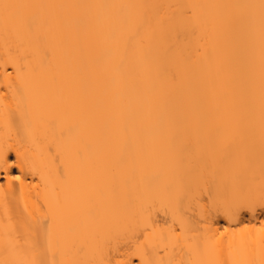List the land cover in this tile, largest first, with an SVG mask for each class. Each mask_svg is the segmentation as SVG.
<instances>
[{"label": "bare ground", "instance_id": "bare-ground-1", "mask_svg": "<svg viewBox=\"0 0 264 264\" xmlns=\"http://www.w3.org/2000/svg\"><path fill=\"white\" fill-rule=\"evenodd\" d=\"M262 211L264 0H0V264H264Z\"/></svg>", "mask_w": 264, "mask_h": 264}, {"label": "rangeland", "instance_id": "rangeland-1", "mask_svg": "<svg viewBox=\"0 0 264 264\" xmlns=\"http://www.w3.org/2000/svg\"><path fill=\"white\" fill-rule=\"evenodd\" d=\"M175 181H176L175 184L181 190H179L178 198L175 197L176 195H174L166 204L167 211H168L169 215L171 216L170 218L168 216L166 226L170 227L171 229H174L175 233H180V232H182V229L179 226V224L177 223V221L174 219V216L177 213H181L182 215H185V216L190 215V216L194 217L195 215H197V209L195 208V205H194V203H195L194 202L195 200H193L194 198L192 199V196H190V194L188 193V189H187L186 185H184V182L181 180V178H176ZM262 212H261V214L258 215L259 220H257L256 222H257L258 226L260 225V227L264 228V226H262V224H261L262 223L261 219H264V211H262ZM246 213H244V215H245L244 217L246 219L244 218L245 221H244V223L242 222V224H244V225L248 224V222H249L247 220L249 217V214H248V212H246ZM258 213H260V212H258ZM227 224L228 223L223 219L219 221V226H220L221 231L225 230V226ZM242 224L241 223L233 224V227H241V226L243 227ZM263 232H264V230L261 229L259 234L263 235L264 234ZM180 242H181V239H180ZM46 264H48V263L46 262Z\"/></svg>", "mask_w": 264, "mask_h": 264}]
</instances>
